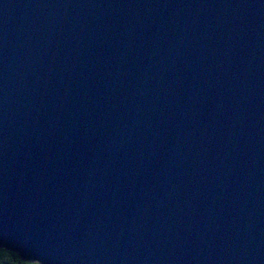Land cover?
Returning <instances> with one entry per match:
<instances>
[{
    "label": "water",
    "instance_id": "water-1",
    "mask_svg": "<svg viewBox=\"0 0 264 264\" xmlns=\"http://www.w3.org/2000/svg\"><path fill=\"white\" fill-rule=\"evenodd\" d=\"M0 248L264 264V0H0Z\"/></svg>",
    "mask_w": 264,
    "mask_h": 264
},
{
    "label": "snow or ice",
    "instance_id": "snow-or-ice-1",
    "mask_svg": "<svg viewBox=\"0 0 264 264\" xmlns=\"http://www.w3.org/2000/svg\"><path fill=\"white\" fill-rule=\"evenodd\" d=\"M5 253H7L10 257H12V261L11 264H39L38 261H24L21 260L19 257L14 256L13 253L8 252V251H3ZM5 264H8V262H5Z\"/></svg>",
    "mask_w": 264,
    "mask_h": 264
},
{
    "label": "clouds",
    "instance_id": "clouds-1",
    "mask_svg": "<svg viewBox=\"0 0 264 264\" xmlns=\"http://www.w3.org/2000/svg\"><path fill=\"white\" fill-rule=\"evenodd\" d=\"M12 257H10L7 253L0 251V264H5V262H8V264H11Z\"/></svg>",
    "mask_w": 264,
    "mask_h": 264
},
{
    "label": "trees",
    "instance_id": "trees-1",
    "mask_svg": "<svg viewBox=\"0 0 264 264\" xmlns=\"http://www.w3.org/2000/svg\"><path fill=\"white\" fill-rule=\"evenodd\" d=\"M0 251H8V252H11V253L14 254V256H17V257H19L21 260H24V259H22L17 253H14V252H12V251H9V250L3 249V248H0ZM24 261H25V260H24Z\"/></svg>",
    "mask_w": 264,
    "mask_h": 264
}]
</instances>
